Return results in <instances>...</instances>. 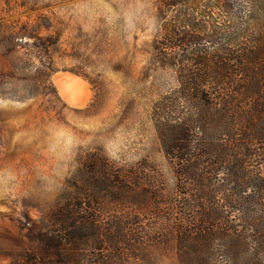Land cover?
Listing matches in <instances>:
<instances>
[{
    "label": "rangeland",
    "instance_id": "374dc122",
    "mask_svg": "<svg viewBox=\"0 0 264 264\" xmlns=\"http://www.w3.org/2000/svg\"><path fill=\"white\" fill-rule=\"evenodd\" d=\"M172 1L0 0V41L22 37L16 46L0 45V264H179L174 227L152 222L146 193L126 194L119 185L111 194L106 182L88 189L94 184L83 164L89 154L106 155L118 170L144 171L174 196L152 109L178 79L157 47L168 43V32L190 33L208 18L203 5ZM58 34L50 41L58 99H30L28 63L18 60L43 59L28 44ZM15 63L17 80L10 77ZM82 67L103 87L74 72ZM62 78L74 81L63 86ZM73 227L84 229L68 242L74 251L44 252L43 236L58 239Z\"/></svg>",
    "mask_w": 264,
    "mask_h": 264
},
{
    "label": "trees",
    "instance_id": "16d2710c",
    "mask_svg": "<svg viewBox=\"0 0 264 264\" xmlns=\"http://www.w3.org/2000/svg\"><path fill=\"white\" fill-rule=\"evenodd\" d=\"M183 2L175 0L169 6ZM185 2L203 5L208 20L200 28L194 25L190 33L168 32V43L157 47L167 52L178 88L152 109L159 143L173 172L174 196L165 193L164 185H152L144 171L118 170L103 154H89L83 161L84 176L94 184L87 188L100 190V183L106 182L111 194L119 185L126 194L145 192L149 203L144 209L152 222L165 219L174 227L179 264H264V0ZM21 38L11 33L0 45L16 46ZM33 38L39 42L28 45L44 58L18 60L28 63L30 99H58L51 81L55 70L50 41L53 45L61 36ZM18 65L11 69L12 79L17 80ZM74 72L94 88L103 87L87 67ZM82 230L64 229L58 239L43 236L44 252L69 253L68 242L73 244ZM91 230L99 235L96 227ZM152 230L162 235V229Z\"/></svg>",
    "mask_w": 264,
    "mask_h": 264
},
{
    "label": "bare ground",
    "instance_id": "6f19581e",
    "mask_svg": "<svg viewBox=\"0 0 264 264\" xmlns=\"http://www.w3.org/2000/svg\"><path fill=\"white\" fill-rule=\"evenodd\" d=\"M58 80H59V78L57 77V78H56V81H58ZM73 81H74V80L71 79V78H70V79H67V78H64V79H63V78H62V81H61V82H63L64 84H63V83H61V84H63V86H64V85H67V84H71Z\"/></svg>",
    "mask_w": 264,
    "mask_h": 264
}]
</instances>
